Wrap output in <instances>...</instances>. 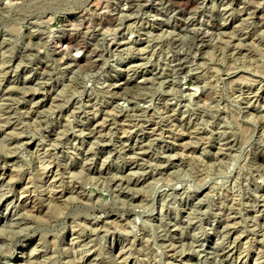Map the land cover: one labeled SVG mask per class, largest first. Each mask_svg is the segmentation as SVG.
Returning <instances> with one entry per match:
<instances>
[{
    "label": "rangeland",
    "instance_id": "rangeland-1",
    "mask_svg": "<svg viewBox=\"0 0 264 264\" xmlns=\"http://www.w3.org/2000/svg\"><path fill=\"white\" fill-rule=\"evenodd\" d=\"M0 264H264V0H0Z\"/></svg>",
    "mask_w": 264,
    "mask_h": 264
},
{
    "label": "bare ground",
    "instance_id": "bare-ground-1",
    "mask_svg": "<svg viewBox=\"0 0 264 264\" xmlns=\"http://www.w3.org/2000/svg\"><path fill=\"white\" fill-rule=\"evenodd\" d=\"M187 2V1H186Z\"/></svg>",
    "mask_w": 264,
    "mask_h": 264
}]
</instances>
